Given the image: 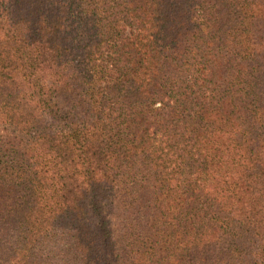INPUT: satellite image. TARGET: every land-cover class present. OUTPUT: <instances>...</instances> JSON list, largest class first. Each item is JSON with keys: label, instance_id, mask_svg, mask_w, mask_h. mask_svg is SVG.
Returning <instances> with one entry per match:
<instances>
[{"label": "trees", "instance_id": "trees-1", "mask_svg": "<svg viewBox=\"0 0 264 264\" xmlns=\"http://www.w3.org/2000/svg\"><path fill=\"white\" fill-rule=\"evenodd\" d=\"M0 264H264V0H0Z\"/></svg>", "mask_w": 264, "mask_h": 264}]
</instances>
